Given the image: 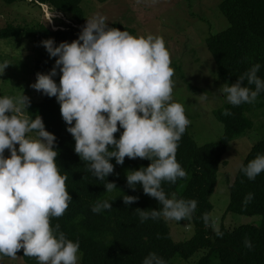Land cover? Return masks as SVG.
I'll return each instance as SVG.
<instances>
[{"label": "clouds", "instance_id": "obj_1", "mask_svg": "<svg viewBox=\"0 0 264 264\" xmlns=\"http://www.w3.org/2000/svg\"><path fill=\"white\" fill-rule=\"evenodd\" d=\"M106 19L100 14L88 19L79 38L71 43L57 46L54 39L42 41L50 57L58 59L48 74L37 73V82L31 87L57 99L69 126L66 130L76 142L75 152L100 181L113 174V158L121 166L126 157L151 161L147 168L126 174L133 191L142 186L144 194L161 206L159 210L137 209L142 223L161 217L184 221L196 211L198 202L175 195L169 198L162 187L164 182L175 184L187 177L177 161V151L191 123L185 107L172 101L170 51L162 37H137L109 28ZM8 67L7 61L0 62V76ZM260 70L261 65L255 64L235 84H224L219 91L226 102L232 106L255 103L264 93ZM61 73L58 85L55 77ZM28 106L24 95L0 97V260L15 259L23 250L38 264H79L80 243L67 239L60 224L51 223L65 214L72 201L66 189L67 176L57 164V138L46 130L41 116L33 120L20 115L22 107ZM231 114L228 109L223 113ZM6 150L10 157L5 156ZM242 171L254 181L264 173V154L249 161ZM105 188L111 192L117 185L107 180ZM253 199L254 194L249 193L245 206ZM123 202L131 205L138 197L125 195ZM105 209L111 210L112 203L97 201L92 207L97 214ZM203 220L206 227H214L208 213ZM245 246L251 250V240L246 239ZM143 264L167 261L153 252Z\"/></svg>", "mask_w": 264, "mask_h": 264}, {"label": "trees", "instance_id": "obj_2", "mask_svg": "<svg viewBox=\"0 0 264 264\" xmlns=\"http://www.w3.org/2000/svg\"><path fill=\"white\" fill-rule=\"evenodd\" d=\"M1 1L9 6L29 2ZM84 2L85 0H31L30 3L48 6L77 24L86 25L88 19L83 9ZM219 9L229 27L211 36L206 46L224 84H235L238 77L255 64L261 65L258 76L264 79V0H224ZM111 28L129 31L119 25H112ZM22 32L24 29L21 26L8 25L0 29V41L14 39ZM27 32L39 42L54 39L57 46L62 42L71 43L80 35L71 27L68 30H53L44 25H37ZM52 69L51 64L38 60L33 73L35 76L37 73L48 74ZM55 80L59 85L60 74ZM251 87L255 89L254 85ZM256 102L264 107V93L258 96ZM249 105L228 104L215 112L218 121L224 125V133L217 143L199 146L188 127L179 141L177 161L186 171L187 177L178 179L175 184L164 182L162 187L169 198L175 195L177 199H194L198 205L191 216L195 227L194 237L189 241L176 242L163 217L141 222L137 209L159 210L161 206L156 199L144 194L142 186L138 185L137 190L133 191L127 184L128 171L147 168L151 161L126 157L121 166L113 158V174L100 181L89 170V163L75 152L76 142L66 130L69 126L62 118L57 99L46 96L39 103H29L25 113L20 115L33 120L37 115L41 116L46 130L56 136L54 150L59 153L57 164L61 174L67 176L66 189L72 196L65 214L60 218H53L51 223L53 226L60 224L67 239L80 243L81 264H143V260L153 252L167 261V264H174L175 258L188 261L201 251H205V254L197 264H264V173L253 181L242 171L249 161L264 154V141L252 147L230 186V205L227 211L242 216H260L263 219L261 226L245 225L234 229L222 226L213 237L214 227H206L203 220V215L208 213L210 221L214 223V206L210 197L215 192L220 168L225 165L223 158L230 144L252 128V123L245 117ZM225 109L232 114L223 115ZM122 132L123 129L115 134L116 139L120 138ZM107 180L115 183L117 188L106 192ZM249 193L254 194V199L245 206L244 200ZM125 195L138 197V202L125 205ZM105 200L112 203V209L93 213L92 207L97 201ZM246 239L252 242L251 250L245 246ZM17 257H21L26 264H38L36 258L26 257L23 250L17 253Z\"/></svg>", "mask_w": 264, "mask_h": 264}, {"label": "rangeland", "instance_id": "obj_3", "mask_svg": "<svg viewBox=\"0 0 264 264\" xmlns=\"http://www.w3.org/2000/svg\"><path fill=\"white\" fill-rule=\"evenodd\" d=\"M29 2L7 5L0 0V29L8 25L24 29L19 36L8 41H0V62L7 61L9 67L0 76V95L8 97L26 96L29 103H39L46 95L34 90L31 85L37 82L33 69L38 60L54 67L56 59L51 58L41 42L28 34L27 30L44 25L53 30L74 28L81 34L86 25L77 24L62 13L48 6ZM224 0H85L83 9L87 19L100 14L106 23L127 28L134 36L153 35L162 37L171 54L174 69L173 102L181 103L190 120L188 130L199 146L217 143L223 133L224 125L218 121L215 112L229 103L221 95L224 82L209 52L207 40L229 27L219 6ZM62 75V73L60 74ZM205 95L207 99L201 96ZM26 108L22 107L21 114ZM245 117L252 123L251 130L235 139L229 146L220 168L218 183L210 201L214 206L213 237L222 226L234 229L240 226H261L262 217L242 216L228 213L230 205V186L242 167L252 147L264 141V107L257 102L250 104ZM29 136L36 138V134ZM19 145H17L18 149ZM10 157V152L5 151ZM174 241L191 240L195 227L191 217L184 221H167ZM205 251L186 261L175 258L174 264H197ZM81 253L79 264H81ZM0 264H26L21 257L2 258Z\"/></svg>", "mask_w": 264, "mask_h": 264}]
</instances>
